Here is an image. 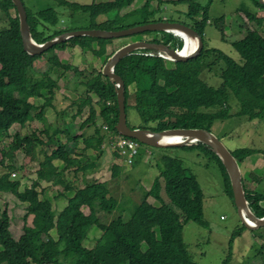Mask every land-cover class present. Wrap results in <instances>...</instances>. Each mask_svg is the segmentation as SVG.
I'll return each instance as SVG.
<instances>
[{
  "label": "trees",
  "instance_id": "16d2710c",
  "mask_svg": "<svg viewBox=\"0 0 264 264\" xmlns=\"http://www.w3.org/2000/svg\"><path fill=\"white\" fill-rule=\"evenodd\" d=\"M55 1L61 7L72 9L73 15H89L93 26L90 29L106 25L109 31H120L163 21L162 18H155L157 13L151 8L152 3L159 0H147L143 8L124 16H120L122 10L133 5L136 0H108L91 4ZM183 1L186 0L170 2ZM189 1V11L186 14L189 23L182 24L191 26L203 38V49L197 57L183 63H170L158 57L156 51L143 50L122 59L115 67V74L125 81L126 112L130 108L137 110L143 120L140 127L129 126L153 132L177 129H202L212 132L216 122L233 116L245 117L250 121L264 120V35L257 29H249L243 38L231 43L240 55L241 62L224 52L208 50L204 40L207 25H216L225 40V27L220 25L225 17L215 21L210 19V4L215 0H210L207 6L198 4L196 0ZM248 2L258 11H264V4L259 0H244L238 7V11L247 17L246 26L248 22L255 23L261 29L264 17L258 11L253 12ZM26 10L32 38L38 44L46 43L65 31L77 30H55L53 34L46 35L45 31L59 25L58 12L53 8L33 12L26 7ZM0 13L7 16L10 24L8 28L0 31V137L6 134L11 138L10 129L14 125L23 128L35 119L45 121V110L56 99L58 80L73 69L71 65L60 60L56 51H65L70 46L78 45L86 49L89 43L83 37L73 38L56 45L43 55H30L24 49L20 19L13 1L0 0ZM106 15L113 17L103 24L94 25L99 17ZM120 22L123 24L120 25ZM161 35V39L153 42H164L176 50L183 48L182 38L174 32H163ZM174 38L180 40L174 41ZM94 39L96 38H91ZM98 40V50L92 51L96 57H106L105 64L116 52L107 55V46L113 39L110 42L106 39ZM212 55L216 56L214 62L208 59ZM43 56L47 57L50 67L43 76L39 75L43 78L34 80V64ZM220 63L223 65L218 75L221 84L212 86L205 80L206 74L215 73L214 69ZM75 69V76L86 79L81 83L87 88V93L97 97V101L92 96L82 100L84 104L77 114L80 115L87 105L91 108V117L80 126V130L94 125V135L87 137L85 134H73L68 128L66 143L53 140L51 144H57V147L45 154L38 179L30 187L23 189L19 180L12 179L10 171L0 175V192H9L27 205V213L23 217L25 223L30 216L34 217L33 226L25 225L24 234L17 240L10 229L11 218L8 212L1 214L0 264H197L185 242L184 227L189 222L208 226L204 218L205 195L198 178L190 174L183 161L177 157H160L159 177L149 191L144 190L142 201L135 204L133 212L127 213L128 217L124 214L129 208L122 205L118 218L111 222L104 221V213L119 210L120 203L112 195L110 186L106 182L98 181L86 183L82 188L66 186L67 192L74 194L68 198L62 211H55L53 201L45 195L46 190L42 189L41 182L63 186L65 182L62 174L65 169L74 166L77 167L76 175L80 172L85 175L94 172L98 167L96 160L83 164L75 156H79L81 145H84V151L96 150L103 156L105 147L102 149V146L109 135L102 133L97 121L105 122L111 130L116 131L119 120L115 84L101 71L95 70L91 77H86L84 71ZM75 80L78 81L76 78ZM42 97H45V103L38 108L32 100ZM234 101L237 102L235 107L232 105ZM96 103L99 109L96 108ZM233 108H236V112H233ZM58 131H55V137ZM33 138L38 139L39 145L43 144L35 133L27 136L14 134L16 144L13 149L20 150L25 142H31ZM25 145L27 153L34 150V147L30 150L28 144ZM184 147L198 148L213 155L226 177L229 193L234 200L230 176L219 156L202 143ZM231 153L240 166L254 154L264 157L263 150L253 148L236 149ZM119 155L115 153L113 156L118 159ZM56 161L63 162L65 167L60 170L55 165ZM1 164L4 165L3 162ZM12 169L9 166L8 170ZM114 169L120 170L118 166ZM114 176L117 173H113ZM243 186L250 209L258 218H264V194L248 189L245 179ZM163 193L168 201L163 198ZM149 198H154L161 205L151 204ZM84 208H88L90 213L86 214ZM93 228L102 231V235L96 239L94 246L84 247V242ZM242 229L243 231L233 235L229 244V256L222 264L233 263L234 239L241 236L246 227L243 226ZM56 239L58 241L54 242ZM39 242L42 244L37 249ZM43 247L52 250L54 254L51 257L41 256L39 248ZM260 249L261 264H264V246Z\"/></svg>",
  "mask_w": 264,
  "mask_h": 264
},
{
  "label": "rangeland",
  "instance_id": "374dc122",
  "mask_svg": "<svg viewBox=\"0 0 264 264\" xmlns=\"http://www.w3.org/2000/svg\"><path fill=\"white\" fill-rule=\"evenodd\" d=\"M67 1L79 4H91L94 2H106L108 0ZM146 1L147 0H136L133 5L122 10L120 16H124L136 9L143 8ZM170 1L174 0H159L152 3L153 5L151 8L157 13L155 18H162L163 21L170 20L179 23H189L186 14L189 11L190 1L186 0L177 3ZM243 1L244 0H215L214 3H211L209 11L210 19L215 21L221 17H225V21L220 23L222 27H225V40L223 41V37L219 29L214 24L207 25L204 39L206 49L224 52L238 62H241L242 59L237 51L232 47L231 43L243 38L249 29H257L264 35V25L260 29V27H257L255 23L248 22V25L246 26L245 22H247V17L245 14L238 11V7L243 3ZM196 2L202 6H207L210 0H196ZM24 4L33 12L47 8H53L58 12L60 17L59 25L55 27V29L51 28L50 30L45 31L46 35L53 34L55 30H67L68 28H76L77 30L74 31H109L106 29V25H103L101 28L90 29L93 26L90 23L91 19L89 15L82 13L73 15L72 9L59 6L55 0H24ZM248 5L253 12L258 11V9L256 10V7L251 2ZM110 17H113V15L101 16L96 20V24L94 25L103 24L108 21ZM119 24L122 25L123 23L120 22ZM9 26L10 24L7 16L0 13V31L8 28ZM162 33L163 32H147L145 34L132 37L113 39L108 46L112 47L113 53L117 48L132 43L131 41L141 40L151 42L155 39H161ZM82 39L89 43V46H87L86 49L78 45L83 53L81 51L79 55H75L74 53H76V51L74 50V47L70 46L67 48L70 55H62L63 61L73 67L72 70L67 72V76L69 78L66 79L69 81L71 86H74L75 84L74 78H76L78 82H81V80L83 82L86 81V79L81 78V76H75V68H78L79 72L84 71V75H86V77H91L93 71H101L105 65L103 59L96 57L93 52L94 50H98L99 40H91V38L88 37H83ZM179 40L180 39L178 38H174V41ZM107 41L110 42L111 40ZM215 57L216 56L212 55L208 59L209 61L214 62L216 60ZM169 62L171 63V61ZM48 66L50 67L47 57L43 56L37 60L34 64V80L43 78L39 75L43 76V71H45ZM220 67H223L221 63L215 67V73L209 72L206 74L205 80L208 84L212 86H219L221 84V79L218 77L220 74ZM61 84L64 86L66 83L62 81ZM81 87L82 88L79 92L78 90L77 92L74 90L67 92L70 96L69 101L65 103H58L56 113H53L50 108H48L45 113V117L46 114H48L47 120H53V124L57 126L56 129L61 130L64 128L63 124L69 122V128L73 134H85L87 137H90L94 135L96 127L94 125H90L86 129L80 130V126L90 119L91 108L87 105L83 108L80 115L77 114L81 105L84 104V101L82 100H86L88 97L92 96L93 100L97 101V97L94 94L89 95L87 93V88H84L83 85H81ZM63 96H65V93H63ZM32 102L35 106H39L42 101L40 98H37L33 99ZM236 104V101L232 102L233 107H235ZM96 108L99 109L97 103ZM233 112H236V108H233ZM127 119L128 124L131 126L140 127L143 125L142 117H140L137 110L132 108L128 110ZM97 122V126L101 129L104 125H107L105 122L102 123L100 120ZM45 129L47 130V133L50 134V130L45 123L33 121V123H31L26 129L20 128L19 125H14L10 129L11 138L9 137L8 139V137L5 136L0 138V175L6 174L8 171L12 174L17 173V177H12V179L19 180L22 183L23 189L30 187L33 182L38 179V172L41 169L42 163L45 161L44 154L49 151L51 152L57 147V144L53 145L50 144V142H45L47 140L45 137L46 132L41 133ZM212 132L231 151L241 148H253L264 151V120L250 121L245 117L233 116L228 120L216 122ZM16 133L23 136L36 133L37 138L43 140L42 142H44L45 145L40 147L38 139L33 138L31 142H25L20 150H14L13 146L16 144L14 141V134ZM112 135L113 134H111V136ZM62 139V136H56L54 140L57 142L62 141ZM25 144H28V148L30 150L34 147V150L27 153ZM103 146L105 147V149L102 148L105 151L103 156H100L96 150L84 151V145L80 146V150L78 151V160H81L83 164H86V162L92 163V161L96 160L98 167L95 168L94 172L89 175H85L83 172L76 175L74 172L77 167L75 166L70 170L65 171L64 174H62V178L66 186L72 185L73 188H80L84 187L86 183L93 181L106 182L111 188L112 195L117 198L120 203L119 210L112 213H104V221L111 222L120 216L122 205L129 208L124 214L125 217H128L127 213L133 212L135 204L142 201L141 198L144 190L149 191L153 187L156 179L160 175L158 161L162 155L177 157L183 161L184 166L188 169L189 173L198 178L202 186L205 195L204 218L208 223V226L205 227L195 222H189L184 227L185 242L197 264L223 263V261L229 256V244L233 235L238 231H243L242 228L244 224L239 216L235 202L229 193L230 189L227 185L226 177L219 163L214 159L211 153L204 152L198 148L184 146L150 150L148 146L141 144L140 153L136 156L135 163L133 165H129V156H126V160L120 158L116 159L113 155L117 152L112 151L107 144H104ZM259 157L264 160L263 156L260 154H254L250 156L249 159L253 162ZM1 162H4V166L1 165ZM8 166H12L13 169L7 170ZM115 166H118L120 170L117 171L114 169ZM113 173H117V176L113 177ZM255 174L256 177L260 178L262 181L261 185L258 187V191L263 192L264 168L256 169ZM246 176L247 175H245V177ZM47 185L52 191L54 209L57 213H59L66 206V199L60 198L57 201L55 198L57 196L56 194L57 192L67 191L64 186H53L49 183H47ZM68 195H71V193ZM13 198L16 197L13 196ZM163 198L168 201L164 193ZM8 199H12V197L5 196L3 199H0V203L2 201H8ZM149 202L153 205H161L154 198H149ZM8 206L9 204L0 205V215L5 211L8 212L9 217L12 219L11 227H13L14 237L19 240L24 234L23 228L25 225L31 226L30 224L33 217H29L26 222L27 224H25L23 219L24 213H22V210L19 208H8ZM175 210L179 212L177 208H175ZM84 212L86 214L90 213L88 208H84ZM20 231L21 235L17 238L16 236ZM53 235L55 236V233H53ZM101 235L102 231L100 232L97 228H93V230L89 233L87 240L84 242V247L91 248L94 246L96 244V239H99ZM57 241L58 239L54 240V242ZM41 244V242L38 243L37 249ZM262 245L264 246V227L258 230L250 231L246 228L241 236H237L234 239L232 264H261L262 257L260 256V253L262 252H260V247ZM39 249L41 256L51 257L54 254L52 250L46 247Z\"/></svg>",
  "mask_w": 264,
  "mask_h": 264
},
{
  "label": "water",
  "instance_id": "95a60500",
  "mask_svg": "<svg viewBox=\"0 0 264 264\" xmlns=\"http://www.w3.org/2000/svg\"><path fill=\"white\" fill-rule=\"evenodd\" d=\"M12 1L18 11V17L20 19V31L23 39L24 49L27 53L33 56L43 55L56 45L66 43L73 38L80 37L112 40L132 37L140 34H145L147 32H171L174 30H180L193 38H198L199 46L197 50L194 53H189L187 56H182L181 52H178L176 49H172L169 45L164 43L136 41L124 46L123 48L118 50L110 59H108V61L103 66V75L120 85L119 89L116 91L119 106V121L116 126V130L126 137L135 139L140 143L155 149L189 146L196 143L205 144L219 156L230 176L235 206L244 226L248 230H258L264 227V219L255 216V214L249 207L243 186V176L239 163L237 162L231 151L226 147V145L213 132L202 129H177L166 130L163 132H153L147 129H133L128 124L126 112L125 82L120 76L115 74L114 69L116 65L122 59L132 55L134 52L139 50H152L164 53L167 55V58L176 63L187 62L188 60L197 57L203 49V38L197 31H195L191 26L179 22L161 21L158 23L138 25L120 31L88 30L66 32L63 35L46 42L44 46H41L38 45L32 38L31 28L28 23V14L23 1ZM259 1L260 3L264 4V0ZM185 46L186 42H184V47L182 48V50L185 48ZM165 136H179L180 138H182V141L177 144H162L161 141Z\"/></svg>",
  "mask_w": 264,
  "mask_h": 264
},
{
  "label": "crops",
  "instance_id": "0c3cea01",
  "mask_svg": "<svg viewBox=\"0 0 264 264\" xmlns=\"http://www.w3.org/2000/svg\"><path fill=\"white\" fill-rule=\"evenodd\" d=\"M260 15H262L264 17V11H260L258 12ZM131 42H136V41H131ZM130 44V43H129ZM127 45V44H126ZM124 45V46H126ZM124 46L120 47V48H117L115 51H118L120 50L121 48H123ZM74 50L76 51V53H74L75 55H79L80 52L82 51L81 48H79L78 46L74 47ZM83 53V51H82ZM110 53H112V47L111 46H108L107 47V54L109 55ZM70 55V53L68 52V50L66 49L65 51H58L57 52V55L59 56L60 60L63 61L62 59V55ZM103 61L105 62L106 61V57L105 58H102ZM80 67V66H79ZM49 69V66L46 68L45 71H43L44 73ZM64 78V79H63ZM69 77L67 76V74L65 76H63L61 79L58 80V85H59V89L56 90V99H55V106L54 107H51L50 110L53 112V113H56L57 112V104L58 103H65L67 101H69V94L67 92H71V91H75L79 92V90L82 88L81 85H82V80L81 82H78L75 80L74 78V81H75V84L74 86H71V84H69V81H67L66 79H68ZM64 81L66 84L64 86H62L61 82ZM85 88V86H84ZM63 93H65V96H63ZM42 102L39 104L41 105ZM46 116L48 117V114H46ZM48 124H47V127L48 129L50 130V134H48L47 132L45 133V137L47 138V140L45 142H51L55 139V131L59 130V129H56L57 126H55L53 123L54 121L53 120H48ZM63 127L61 130H59L57 132V136H62V141L63 143H66L67 142V139H68V133H67V129L69 128V122H66L63 124ZM22 129H25V128H22ZM65 131V133H64ZM11 133V132H10ZM261 155V154H260ZM250 157H248L240 166V169H241V172H242V176H243V179L246 178V184H247V188L252 190V191H255L257 193H262L264 194V191L263 192H259V186L261 185V180L260 178L256 177V174H255V171L256 169H262L264 168V160L259 157L257 160L255 161H251L249 159ZM264 158V157H263ZM55 165L60 169L62 170L64 167V164L63 162L61 161H56L55 162ZM245 175H247L245 177ZM255 176V177H254ZM46 183V182H45ZM44 188L48 189L47 192H46V195L48 197H51L52 196V191L49 189L47 183L43 185ZM55 189V188H54ZM60 194V193H58ZM73 193H71L72 195ZM57 195V194H56ZM55 195V196H56ZM71 195H64L63 197H60V198H64L66 199V205H67V202H68V198L71 196ZM5 196H10L12 197V199H9V208H19L22 210V213L25 214V209H26V206L24 203L22 202H19L18 200H16V198H13V196H11L10 194L8 193H2L0 194V199H3ZM59 199H57L58 201ZM3 205L4 204V201H2L0 203V205ZM23 214V215H24ZM33 223V218H32V222L30 225H32ZM11 230L13 231V227H11ZM250 231V230H249ZM253 232V231H252ZM14 233V232H13ZM21 235V231L18 233V235L16 236L17 238L20 237Z\"/></svg>",
  "mask_w": 264,
  "mask_h": 264
},
{
  "label": "clouds",
  "instance_id": "9594fccd",
  "mask_svg": "<svg viewBox=\"0 0 264 264\" xmlns=\"http://www.w3.org/2000/svg\"><path fill=\"white\" fill-rule=\"evenodd\" d=\"M140 41H141V40H140ZM67 42H68V41H67ZM151 42H153V41H151ZM164 44H165V43H164ZM127 45H128V44H127ZM139 51H142V50H139ZM139 51H136V52H139ZM150 51H151V50H150ZM57 52H58V51H56V53H57ZM116 52H117V51H116ZM116 52H115V53H116ZM156 52H157V51H156ZM115 53H114V54H115ZM150 54H151V53H150ZM161 54L164 55V56H166V58H162V57H160ZM143 55L149 56V54H144V53H143ZM153 56H154V55H153ZM158 57H160V58H162V59H164V60H166V61H168V62L171 61V63H176V62H173L171 59L167 58V55L164 54V53L158 52ZM109 59H110V58H109ZM107 61H108V60H107ZM35 63H36V62H35ZM102 70H103V69H102ZM102 70H101V72H102ZM114 70H115V69H114ZM43 73H44V72H43ZM102 73H103V72H102ZM111 81H112V80H111ZM112 82L115 84V88H116V91H117V90L119 89V86H120V85L117 84V83H115L114 81H112ZM40 100L42 101V104L39 105V106L42 107V106L44 105V103H45V97L40 98ZM117 102H118V100H117ZM36 106H37V105H36ZM39 106H37V107L40 108ZM54 106H55V102H53V104H52L51 106H49V107L46 108L45 113L47 112V109H48V108H51V107H54ZM118 107H119V106H118ZM44 118H45V121H44V122H43L42 120H40V119H35L34 121H39V122L45 123L46 126H47V124H48V122H49V121L47 120L48 117H47V116H46V117L44 116ZM118 121H119V120H118ZM31 123H33V121H32ZM31 123H30V124H31ZM30 124H28L26 127H23V128H25V129L28 128ZM105 126L108 128V131L104 129ZM19 127H20V126H19ZM20 128H21V127H20ZM139 129H140V128H139ZM46 131H47V130L45 129V130H43L41 133H45ZM102 131H103V132H102L103 134H108V133H109V134H108L109 137L111 136V134H113L114 137H119V136H121V134H120L117 130H116L117 132L111 130L110 127H109L108 125H104V126L102 127ZM105 131H106V132H105ZM107 132H108V133H107ZM32 134H33V133H32ZM35 134H36V133H35ZM5 137H8V136L5 135ZM109 137L106 138L104 144H107V145H108ZM0 138H1V137H0ZM8 139H9V137H8ZM131 139H132V138H131ZM134 140H135V139H134ZM41 141H43V140H41ZM136 141H137V140H136ZM138 142H139V141H138ZM139 143H140V142H139ZM63 144H64V143H63ZM104 144H103V145H104ZM141 144H142V143H140V145H141ZM196 144H197V143H196ZM44 145H45V143L43 142V144L40 145V147H43ZM143 145H144V144H143ZM192 145H193V144H192ZM103 147H104V146H102V148H103ZM150 153H151V152H150ZM151 155H152V154H151ZM44 156H45V154H44ZM78 157H79V156H75L76 159H78ZM119 158H120V155H119ZM120 159H122V158H120ZM3 163H4V162H3ZM1 165H2V164H1ZM2 166H4V165H2ZM63 167H65V165H64ZM8 168H9V166L7 167V170H8ZM70 169H71V168H70ZM70 169H65V171L70 170ZM65 171H64V172H65ZM74 173H75V172H74ZM12 177H13V178H16V177H17V173H13V174H12ZM45 182H46V181H42V182H41V183H42V189H45L46 192H47L48 189H46V188L43 187V185L47 183V182H46V183H45ZM63 186L66 187L65 184H64ZM80 188H82V187H80ZM65 190H66V189H65ZM66 191H68V190H66ZM2 193H8V194H10L11 196H14L13 194H11V193H9V192H0V194H2ZM58 193H60V194H58ZM69 193H73V194H74V192H70V191H69V192H57V196H56L55 198H56V200H57V199H60V197H63L64 195H68ZM73 194H72V195H73ZM45 195H46V193H45ZM72 195H71V196H72ZM71 196H70V197H71ZM15 197H16V196H15ZM48 198H49V199H52V196H51V197H48ZM16 200H18L19 202H21L17 197H16ZM22 203H23V202H22ZM4 204H9V199H8V201H4ZM4 204H3V205H4ZM24 204H25V203H24ZM25 206H26V209H27V205H26V204H25ZM53 207H54V204H53ZM8 208H9V206H8ZM26 209H25L26 212H25V214H24L23 216H25L26 213H27V210H26ZM0 216H1V215H0ZM30 217H33V216H30ZM33 219H34V217H33ZM11 223H12V219H11ZM25 224H26V223H25ZM31 226H33V223H32ZM10 229H11V228H10ZM11 232H12V234H13V236H14V233H13L12 230H11Z\"/></svg>",
  "mask_w": 264,
  "mask_h": 264
},
{
  "label": "built area",
  "instance_id": "2783aa9c",
  "mask_svg": "<svg viewBox=\"0 0 264 264\" xmlns=\"http://www.w3.org/2000/svg\"><path fill=\"white\" fill-rule=\"evenodd\" d=\"M149 56H153V54H149ZM162 58H166L164 55H160ZM105 130L108 131V128L105 126ZM116 139V141H113ZM110 141H113L110 144ZM109 148L120 154V158L126 160V156H129L128 164L133 165L135 163L136 156L138 155V150L141 148V145L138 141L131 138H123L121 136L114 137L113 135L110 137L108 141Z\"/></svg>",
  "mask_w": 264,
  "mask_h": 264
},
{
  "label": "bare ground",
  "instance_id": "6f19581e",
  "mask_svg": "<svg viewBox=\"0 0 264 264\" xmlns=\"http://www.w3.org/2000/svg\"><path fill=\"white\" fill-rule=\"evenodd\" d=\"M260 2V1H259ZM262 4V3H261ZM67 32H71V31H67ZM171 32H174L177 36L181 37L183 42H186V46L185 48L182 50V49H178L177 51L178 52H181V55L182 56H187L189 53H194L198 46H199V40L198 38H193L189 35H187L185 32L183 31H180V30H174V31H171ZM66 33V32H64ZM64 33H62L61 35H63ZM224 41V40H223ZM37 43V42H36ZM154 43V42H153ZM38 44V43H37ZM38 45H41V46H44L45 43L43 44H38ZM184 47V46H183ZM112 104V103H111ZM121 137L123 138H129V137H126L124 136L123 134H121ZM110 139V138H109ZM113 141H116V139H114ZM113 141H110V144L113 142ZM182 141V138H180L179 136H165L161 143L162 144H177V143H180ZM140 149L138 150V155L140 153ZM137 155V156H138ZM252 211V210H251ZM264 219V218H263Z\"/></svg>",
  "mask_w": 264,
  "mask_h": 264
},
{
  "label": "flooded vegetation",
  "instance_id": "af4514ba",
  "mask_svg": "<svg viewBox=\"0 0 264 264\" xmlns=\"http://www.w3.org/2000/svg\"><path fill=\"white\" fill-rule=\"evenodd\" d=\"M154 41V40H153ZM164 43V42H163Z\"/></svg>",
  "mask_w": 264,
  "mask_h": 264
}]
</instances>
